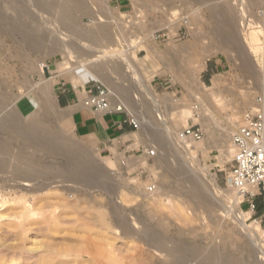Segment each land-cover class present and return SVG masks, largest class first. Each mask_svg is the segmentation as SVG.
I'll return each instance as SVG.
<instances>
[{
  "label": "rangeland",
  "instance_id": "rangeland-1",
  "mask_svg": "<svg viewBox=\"0 0 264 264\" xmlns=\"http://www.w3.org/2000/svg\"><path fill=\"white\" fill-rule=\"evenodd\" d=\"M84 2L88 8L75 12L82 29L92 30L105 25L112 40L118 42L116 49L120 51L126 49L124 48L126 46L119 42L122 34L132 32L131 34L134 35L132 40H129L130 43L122 42L129 47L133 46V49L130 48L131 56L127 54L126 56L133 60L137 72L142 76H148L149 84L159 96L161 104L160 110L154 112L156 107L150 100L149 93L144 90L145 102L139 107L144 106L143 109L149 115L155 113L153 120L160 124L167 119L172 131H177L188 125L200 123L198 112L207 105L212 110L210 123L214 130L210 139L224 143L229 150L232 142L226 140L228 134L224 133L225 128L235 130L242 113L255 106L258 94L262 93L264 74L257 63L264 66L263 53L259 52L252 56L253 54L247 50V42L244 41V24L251 23L250 18L254 20L258 17V9L262 2L258 0V3L252 6L250 0H141L142 4L138 2L140 5H136L133 0L134 8L126 7L123 10L112 7L109 0H84ZM18 6L22 8L21 4ZM32 11L35 12V9L32 8ZM98 13L104 20L98 16ZM129 16L133 19L131 23L126 22ZM39 21L45 28H50L47 20L40 18ZM166 21H171L170 27L161 25ZM53 27L54 35L59 38L65 36L59 25L53 24ZM232 29L233 31L235 29V39L240 37L237 40V42L240 40L238 43L240 49L249 53L246 55L252 67L251 74L240 66L236 44L224 40V33ZM157 30L170 32V37L166 41L157 43L151 38L152 31ZM16 36L0 29V101L6 98L4 113L11 111L17 105L24 124L27 123L28 117L42 118L44 115L41 119L42 125L63 134L74 144L84 148L92 156L95 166L110 176L114 188L105 183L88 187L87 183L81 184L75 181L76 168H72L74 172L66 175L59 169H64L70 164L65 155L45 149L47 143L39 147L32 142L27 143L20 134L8 130L3 132L4 134L0 135V145L3 141L9 149L8 155L4 157L5 162H13L16 156L25 154L34 161L35 167L45 163V175L40 174L38 178L43 183L45 178H49L51 181L46 183L48 184L46 189L51 190L47 192L46 189L38 187L39 190L34 189L33 192L34 186L29 187L30 183L25 177L14 178L9 165L0 168V214L4 215V220L0 221V264H5V261L8 262L13 258L18 259L19 264H141L142 262L176 264L178 261H186L187 264H204L201 256H194V250L207 251L213 248L224 255L247 257L248 263L247 260L241 261L240 257L237 264L257 263L250 234L241 228L242 225L233 216L224 214L221 206L223 197L220 189L227 190L232 186L229 173L233 165L234 150L232 157H228L225 162L216 147L198 152L201 165L208 168L211 173L210 178L214 177L217 187L212 192L206 189L205 198L198 194L192 195V182L187 180V173H183V167L175 161L178 152L172 151L169 143L164 144V152H167L169 157L158 160V157H161L158 151V156L147 163L145 161L146 172L139 179L132 169L133 165L127 169V179L117 176L116 166L110 169L109 161L106 159L116 161L117 158V162L120 163L121 158L124 157L122 155L127 151V156H140L146 139L132 136L133 130H130L122 133H128L122 143L109 140L107 144L99 146L88 138L76 134L70 109L59 105L57 88L61 85L60 82L69 80L76 86L84 87L97 77L90 74L84 80L81 76H77L73 81L67 72H61L64 66L61 62L62 53L43 56L42 54L48 49L44 51L45 53L38 54L28 46L23 47L24 38H21V35H18V38ZM260 38L264 40V35L260 34ZM20 42L23 47L21 49ZM77 43L78 47L89 50L86 41L78 39ZM104 44L105 40H102L97 47ZM51 45L52 42H48V46ZM30 59L36 61L34 68L30 66ZM46 64L50 69L45 68L44 71ZM54 68L56 69L53 70ZM40 74L48 78L54 87L55 96L53 95L51 99L56 101L53 102L50 111L46 110L38 100L43 99ZM211 92L213 95H210ZM129 93L131 94L132 90ZM194 94L202 98V104ZM122 95L126 97L127 92ZM167 99L173 102L169 110L165 103ZM0 112L1 118V114L4 113L2 110ZM156 128L159 135L167 140L169 132L161 126ZM207 137L209 136L205 131L204 138ZM229 153L231 154L228 151ZM28 166L30 167L26 165V168ZM60 172L65 181H57L56 175L59 176ZM70 175H73V178ZM152 179L160 186V193L157 190L151 192L147 190V185ZM141 188L154 194L152 196L154 199L139 195L142 194ZM27 199L32 202L31 206L34 208L22 218L23 224H21L18 222V217L24 210ZM241 209L249 211L247 204ZM115 214L129 218L134 227L137 224L133 221L132 215L140 216L142 225L147 229L160 231L159 233L164 237V245L173 250L166 249L162 252L137 236L115 234L114 227L119 226L114 220ZM250 215L249 223L261 221L252 211ZM261 228L264 230V225ZM179 246L188 248L182 251L183 256L175 252V247ZM191 257L192 260H189Z\"/></svg>",
  "mask_w": 264,
  "mask_h": 264
},
{
  "label": "bare ground",
  "instance_id": "bare-ground-1",
  "mask_svg": "<svg viewBox=\"0 0 264 264\" xmlns=\"http://www.w3.org/2000/svg\"><path fill=\"white\" fill-rule=\"evenodd\" d=\"M48 1L42 2L41 0H0V29L9 32L12 35H17V36L21 35V38L22 37L24 38L23 42L22 41L21 42L25 45V46L24 45L22 46L23 47L28 46V48L30 47L33 51H35L38 54L48 49L46 53L44 52L45 54H42L43 56L54 55L56 53H62L63 60H61V62H63L64 66L62 67L61 71H65L69 73L73 81L76 80L77 76H81L85 80L86 76L90 74L101 77L106 80L107 79L112 80V78L117 77L114 75V70L110 69V64H109L110 60L103 61L107 57H114L117 54H119V56H123V58H119L120 63L121 62H125V64L129 63L130 69L133 71L132 61L126 55L124 56V54H122L121 52L116 51V47H117L116 45L118 42L112 40V36L110 35V32L108 28L105 27V25H100L92 30H84L80 27V24L77 21V17L75 16V12L77 10L88 8L84 0H48ZM140 1L134 0V3L136 5L139 3L142 4L143 1L142 2ZM259 1L262 2V0H259ZM257 3H258V0H250V4L252 6L256 5ZM18 4H21L22 8H20ZM32 8L35 9V12H33L34 10L32 11ZM140 10L141 9H139V11ZM98 16L102 20H104V18L100 15V13H98ZM258 17L255 18L254 20H252L253 18H250L251 19L250 22L251 21L252 22L251 23L246 22L247 24H244L245 26L244 41L247 42L248 44L247 50L250 54H253L252 56H254V54L256 55L259 52H262L263 59H264V40H262L263 38L262 39L260 38V34L264 35V23L262 22L259 14H258ZM40 18L47 20V23L48 25H50V28L49 27L45 28L40 23L39 21ZM170 22L166 21L165 23H162L161 25L170 27ZM53 24L59 25L65 36H62L61 38H59L56 34L54 35ZM234 31L233 29L229 30L228 32L226 31L224 33V40H230L231 42L236 44L235 47L236 49L239 50V53H237V56L239 58L238 57L237 58H238V61L240 62V66L243 68L245 72H247L248 74L249 73L251 74L253 71L251 70L252 67L247 57L249 53H245L246 51L244 52V50L240 49L241 47L238 44L240 43V40L239 42H237V40L240 37L237 36L238 39L236 40L234 37ZM154 32L155 31H152L153 34ZM131 33L125 32L124 34H122V38H120L119 42L122 43L123 41H127L126 43L128 42L130 43L129 40L130 39L132 40V38L134 37V35H132ZM78 39H80V41H86L88 45L87 47L89 48V50L86 49L85 47H78V43H77ZM102 40H105V44L100 47L99 46L97 47V45H100V42ZM21 42H20V46H21ZM48 42H52V45L48 46ZM22 46L20 47V49L23 48ZM153 46H155L154 43H153ZM154 51H155V48H154ZM171 60L173 62L172 58ZM29 61H30V66L34 68V66L36 65V61L34 59H30ZM257 65H259L260 69L263 70V74H264V66L258 63ZM78 66L84 67V69L77 70ZM169 70H170V66H169ZM257 71H258V66H257ZM133 76H134L133 78H135V83L137 82L140 87H143L144 90L149 93L150 100L153 102V104L156 107V110L154 112L159 111L160 105H161L160 98L154 92L151 85L149 84L148 76L146 75L142 76L140 73L139 75H137V73H134ZM40 83H42L41 90L43 91V99H38V100H40V103L44 105L46 110L50 111L53 106V102L56 101V100L51 99L52 96L54 95L53 84L48 78L44 77L43 74H40ZM201 89L203 88L201 87ZM42 91H41V95H42ZM261 91L264 93V84H263V88ZM132 92L134 91L132 90ZM212 92L210 93V95H213ZM194 95L195 97L199 98V101L202 104L203 102L202 98L198 96L197 94H194ZM149 97H146V98H149ZM165 103L166 105H168L167 107L169 110L170 105H172L173 103L172 100L167 99ZM5 104H6V98L0 101V110H2L3 113L5 111V108H4ZM7 104H9V102H7ZM117 105L125 106L126 109L130 113L135 114L139 118V120L141 121V128L140 130L135 132V135L137 137L141 136L143 140L144 138L146 139V143L143 146L144 148H146L147 146H153L158 149L159 154L161 156V157H158V160L160 161L162 159L165 160L167 157H169V154L167 152L166 153L164 152V144L169 143L172 151L177 150L178 152L177 157H176L177 160L175 161L177 162V164H180L183 167V173H187L186 175L187 180L192 182V192H193L192 195L198 194L201 197L205 198L206 189L211 192L212 190L217 189L215 182H214V177L213 179L210 178L211 173L209 172L208 168L206 166L201 165V160H200L198 152L201 150H210L216 147L220 150L222 154V160L225 162L227 161L226 159L228 157L230 156L232 157L233 149L232 147H230L228 150L226 149V145H224V143L221 144L215 140L213 141L210 139V135L213 136L214 130H213V126L210 123V119H211L210 115L212 114V110L210 109L209 106L206 105V107H203L202 111L198 112V115L200 117L199 118L200 123L202 124L204 130L208 133L209 137L204 138L201 141H196V142L190 139L182 142L177 139V134L183 128H180L177 131H172L171 129L172 127H170L167 124L168 123L167 119H165V122L161 124L159 122L154 121L155 119L153 120V116L155 115V113L149 115L147 111L143 109L144 106L140 108L139 106L141 105H138L132 97L126 96L121 99L112 100V108H115ZM254 105L255 106L257 105L256 100H255ZM196 108H198V106H196ZM19 110L20 108L16 105L11 111L4 113V115L1 114L2 116L0 118V135L1 136L2 134H4L3 132H6L8 130L13 133L15 132V134H18V135L20 134L23 137V139L27 141V143L32 142L33 145H37L39 147L40 145L44 146L47 143L46 144L47 146L44 147L45 149H48L49 151H52L56 154H63L67 157L70 164L64 167L66 172L64 171L63 168H59L62 173L64 172L63 174L66 175L69 172L72 173L74 172L72 168H76L77 169L75 171L76 176L74 177L75 181L81 184L87 183L88 187L92 185H96L97 183L99 184L105 183V185H111V187L114 188V182L112 181V179H110V176L104 170L99 169L95 166L92 156L87 151H85L84 148L82 149L78 145L74 144L70 139L65 137L63 134L56 133L51 128L42 125L41 119L43 118L44 115L42 116V118L41 117H37V118H33V117L26 118L25 117L27 123L24 124L23 123L24 121L21 120L22 114L20 113ZM162 118L164 117L162 116ZM158 126L163 127L166 131L169 132V136H167V140L165 137L162 138V136L159 135V133L157 132L156 127ZM234 131L235 130H232V129L230 130L228 128H225L224 133L227 132L228 134V137L226 139L227 141L231 140L232 142V135ZM228 151L231 152V154L230 153L228 154ZM8 153H9V149L6 146V143L2 141L0 145V168L1 167L6 168V166L9 165V167H11L13 171L14 178L25 177L28 180V183H30L29 187L34 186L33 192H34V189L39 190L38 187L42 188L43 190L48 187V184L46 183L47 182L50 183L51 180L49 178H45V180L42 178L44 180V183L38 178L40 174L45 175V172H46L45 163H43L40 167H35L34 161L30 160L29 157L26 156L25 154H19L18 156L15 157V160H12L13 162L8 163V162H5L6 160H4V157L7 156ZM122 156H124V154ZM175 156H176V153H175ZM121 162H122V158L120 160V163L117 162V158H116V161L111 159L108 163L110 166L109 168L112 169V167L116 166L115 168L116 175L127 179L128 178V175L126 174L127 169L130 168L133 164L130 163L128 167H125L121 164ZM161 164H164V163L162 162ZM26 165H30V167L28 166V168H26ZM24 169L26 171H24ZM53 171L54 170H52V172ZM61 172L59 176L56 175L57 181L66 180L63 177V174ZM51 175H53V173ZM72 176L71 178H73ZM68 182H71V181H68ZM53 185H55L54 182H53ZM101 186L103 185H100V187ZM88 187L85 186V188H88ZM142 189L143 188H141V190ZM46 190L47 192H49V190L51 189L48 188ZM156 190L158 193H160L161 191L160 186L157 185ZM220 192L222 193L221 196L223 197V201H221L223 213L224 214L226 213V215L229 214L233 216L242 225L241 228H243L245 231H247L250 234L253 248L256 253V262H257L256 264H264V260H262V258L260 257V255L262 254L264 250V245H263L264 244V241H263L264 240V237H263L264 230H262L261 228L262 225L261 223H259L260 221H253L251 223L248 222V220L251 217L250 214L252 210L245 211L244 209H241L240 202L243 199L242 194H240L233 186H231L230 188H227V190L220 189ZM141 193L142 194H139V195L149 196L150 199L151 198L154 199L152 197L154 194H150L149 192H146L145 190H142ZM29 200L31 199L29 198ZM29 200L27 199L25 201V207H23L24 210L21 212L20 216L18 217L19 218L18 222H20L21 224H23L22 218H24L28 212L33 211L34 207L31 206L32 202H30ZM103 218H104V215H103ZM132 218H133V221H135V223L137 224V226L135 227L132 226V221L129 218L115 214L114 220H116L117 221L116 223H118L119 225V226L114 227L115 234L117 235L122 234L125 236H128V235L137 236L138 238L145 240L149 245H153L157 247L162 252L166 249L167 250L172 249L164 245L163 243L164 237L159 233L160 231L157 232L153 229H149V228L147 229L146 226L142 225L140 221L141 220L140 216L132 215ZM1 220H4L3 214H0V221ZM109 239H111V237ZM179 247L178 248L175 247V252L178 255L183 256L182 251L184 252L188 248L186 249V247H183V248L181 247L179 248ZM190 253L192 254V250L190 251ZM193 253L195 254L194 256L196 257L201 256V258H203L202 260L204 261V264H237L236 262H239L238 259H240L241 257V256L236 257L230 254L224 255L215 248L207 250V251L201 250V249H195ZM184 256H187V255H184ZM189 260H192V257L191 259L189 258ZM243 260L246 261L247 257L242 256L241 261ZM5 262H6L5 264H19L18 259H15V258L11 259L8 262L7 261ZM246 262L248 263V260ZM247 263H244V264H247ZM141 264H144V263L142 262ZM176 264H187V262L178 261Z\"/></svg>",
  "mask_w": 264,
  "mask_h": 264
},
{
  "label": "built area",
  "instance_id": "built-area-1",
  "mask_svg": "<svg viewBox=\"0 0 264 264\" xmlns=\"http://www.w3.org/2000/svg\"><path fill=\"white\" fill-rule=\"evenodd\" d=\"M109 3L112 7H116L120 10L123 8H134L133 0H109ZM258 14L264 23V0H262L261 6L258 9ZM133 20L132 16L128 17L126 22L131 23ZM129 28V27H127ZM146 31V29H145ZM169 33H166L164 30H157L151 38L158 42L166 41L170 36ZM141 35V34H140ZM143 35L144 30H143ZM141 35V36H143ZM126 47L122 51L124 56L127 54L131 56V50L127 44H122ZM133 49V48H132ZM112 58V59H111ZM123 58V56H120ZM114 59V60H113ZM133 59V56H132ZM110 60V69L114 70V75L117 76L109 79H103L96 76L89 83L85 85L82 89L86 90V94L82 99V104L85 108L104 114H113V113H124L125 118L124 122L130 124L133 128V131H138L141 128V121L135 115L130 113L125 106L117 105L115 108H112V100L124 98L125 91L127 92L126 96L133 97L134 101L140 105L143 100L144 88L140 87L138 83H135V78L133 74L137 72L136 68L133 65V71L127 72L130 70V64L120 63L119 57H107L103 61ZM133 63V60H132ZM49 65L44 66L49 68ZM77 68H83L78 66ZM131 90H134L131 94ZM257 105L251 108L246 109L238 120L237 127L232 135V147L234 150L233 155V165L229 173V179L231 185L242 194L243 199L240 202V206L247 204L249 210L254 212L258 203L257 200L260 197L264 203V93L258 94ZM205 131L203 126L200 123H195L188 125L181 129L177 134V139L179 141H186L188 139L194 141H201L204 139ZM128 151L122 157L121 164L125 167H128L130 163L133 164L132 169L137 174L138 179L143 176L146 172L145 170V161L149 162L151 159L158 156V149L153 146H147L143 148L142 154L140 156L128 155ZM132 157V158H130ZM157 189V182L155 180H150L147 185V190L154 191ZM262 223V220L260 221ZM264 241V240H263ZM264 245V244H263ZM262 260H264V250L260 255Z\"/></svg>",
  "mask_w": 264,
  "mask_h": 264
},
{
  "label": "crops",
  "instance_id": "crops-1",
  "mask_svg": "<svg viewBox=\"0 0 264 264\" xmlns=\"http://www.w3.org/2000/svg\"><path fill=\"white\" fill-rule=\"evenodd\" d=\"M55 69L56 68L53 70ZM45 75L47 76V72H45ZM60 83L61 85L57 88L58 102L60 106L70 109L71 120L76 134L88 138L96 145L102 146L107 144L109 140H113L114 142L120 141V143H122L124 137L128 136V133H122L133 130L130 124L124 122V113L99 114L93 112L85 108L82 104V99L86 94L85 89L76 86L70 80ZM135 132L136 131H133L131 135L136 136ZM106 160L110 161L111 159ZM257 203L258 207L253 214H257L258 218L263 222L262 225H264V203L260 197L258 198Z\"/></svg>",
  "mask_w": 264,
  "mask_h": 264
}]
</instances>
